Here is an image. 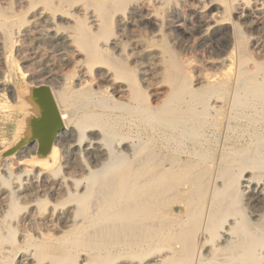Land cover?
Returning <instances> with one entry per match:
<instances>
[{"label": "bare ground", "instance_id": "6f19581e", "mask_svg": "<svg viewBox=\"0 0 264 264\" xmlns=\"http://www.w3.org/2000/svg\"><path fill=\"white\" fill-rule=\"evenodd\" d=\"M0 131V264H264V0H0Z\"/></svg>", "mask_w": 264, "mask_h": 264}, {"label": "rangeland", "instance_id": "374dc122", "mask_svg": "<svg viewBox=\"0 0 264 264\" xmlns=\"http://www.w3.org/2000/svg\"><path fill=\"white\" fill-rule=\"evenodd\" d=\"M178 33V34H177ZM176 34H177V36L181 39V38H183L182 40L183 41H185L186 39L185 38H187V36H186V34L183 32V31H176ZM181 34V35H180ZM186 36V37H185ZM197 49V48H196ZM202 49V50H201ZM198 50V51H197ZM197 50H195L194 49V52H193V54H197V53H200L199 55H205L206 54V51H205V49H203V48H198ZM204 50V51H203ZM197 51V52H196ZM2 95H3V93H2ZM1 95V97H3ZM4 98V97H3ZM0 134L2 135V133H1V131H0ZM2 137H4L3 135H2ZM5 138V137H4ZM3 141H4V139H3ZM2 144H4L3 142H1V145ZM0 150L2 151L3 150V148H2V146H0ZM4 154L5 153H3V151L1 152V154H0V161H1V159L4 157ZM10 157H11V155H10ZM17 159V160H16ZM10 162L13 164V170H14V172H20V171H22L25 167H27V168H31L32 167V165L30 164V163H26V165H25V163L23 164V163H21V161L17 158V156H13V157H11L10 158ZM18 162H19V164H18ZM28 164H30V165H28ZM20 165V166H19ZM18 166V167H17ZM23 168H22V167ZM29 166V167H28Z\"/></svg>", "mask_w": 264, "mask_h": 264}]
</instances>
